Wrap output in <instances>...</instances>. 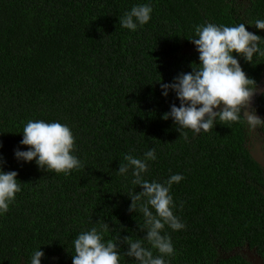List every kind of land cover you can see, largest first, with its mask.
Wrapping results in <instances>:
<instances>
[{"label":"trees","instance_id":"trees-1","mask_svg":"<svg viewBox=\"0 0 264 264\" xmlns=\"http://www.w3.org/2000/svg\"><path fill=\"white\" fill-rule=\"evenodd\" d=\"M138 4L151 5V20L136 31L122 27ZM257 19L264 20V0H0V156L21 186L0 214V264H30L40 247L42 264H72L75 238L93 227L117 244L120 264H137L124 237L160 255L144 239L139 205L147 197L130 211L129 196L142 188L131 169L118 173L126 155L143 158L152 148L157 158L145 180L183 176L170 194L186 227L162 230L175 249L167 264H251L231 255L246 246L264 264V169L246 147L264 141V122L254 132L243 117L217 118L210 130L184 129L185 136L163 119L179 100L160 87L200 67L190 41L196 26L243 23L264 38ZM238 59L256 81L250 87L261 90L264 55ZM254 104L264 119V89ZM30 120L68 125L81 167L57 173L17 161L14 150L28 147L20 141Z\"/></svg>","mask_w":264,"mask_h":264},{"label":"clouds","instance_id":"clouds-1","mask_svg":"<svg viewBox=\"0 0 264 264\" xmlns=\"http://www.w3.org/2000/svg\"><path fill=\"white\" fill-rule=\"evenodd\" d=\"M152 11L150 4H138L119 22L122 27L136 31L151 20ZM254 26L264 30V20L257 19ZM195 32L197 38L190 41L199 54L200 67L178 74L171 83H161V94L164 97L173 91L179 100V106L173 103L170 111L164 113L163 119L171 118L174 125L178 126L177 130L185 136L186 133L182 131L184 129H191L196 134L202 130H210L217 118L221 121L237 122L243 117L250 128L264 122L255 109L249 110L251 99L257 91V86L252 88L250 85H256V81L247 76L238 59V56H242L251 62L254 54L264 55V49L260 47L264 38L250 32L243 23L231 27L207 23L196 26ZM22 134L20 145L28 147L27 150L20 147L14 150L17 161H35L42 170L57 173H68L81 167V161L73 154L75 138L68 125L30 120L24 126ZM2 147L0 144V148ZM246 147L254 162L264 169L255 160L253 150L257 147L254 141L251 147L248 144ZM156 158L155 148L144 153L143 158L129 154L125 156L127 163L118 169L121 175H126L131 169L134 177L132 183L142 188L139 193L129 196L132 201L130 211L135 212L137 202L147 197V202L139 205L145 217L144 239L160 254L154 255L141 240L131 241L129 237H124L128 243L126 254L134 258L137 264H167L165 257L172 256L175 249L170 236L162 234V230L165 225L174 231L186 227L174 214L175 204L170 194L172 184L180 182L183 176L174 174L165 183L149 182L143 178V174L148 171V162ZM4 163L0 156V214L9 210L10 203L21 190L17 179L18 172L5 171ZM73 243L75 254L72 256V264H120L121 254L117 251V244L104 242L102 234L95 227L80 233ZM245 249L252 251L246 246L234 252L239 254V251ZM256 255L260 257L257 253ZM44 257L45 252L40 247L32 253L30 264H42Z\"/></svg>","mask_w":264,"mask_h":264},{"label":"rangeland","instance_id":"rangeland-1","mask_svg":"<svg viewBox=\"0 0 264 264\" xmlns=\"http://www.w3.org/2000/svg\"><path fill=\"white\" fill-rule=\"evenodd\" d=\"M263 74H264V73H263ZM261 81L264 82V76L261 78ZM261 86H262V85H261ZM263 89H264V85L261 87V90H257L256 93L254 94V96L252 97L251 102H250L249 110L254 109V105H255L254 103H255L256 97L260 94V92H261ZM257 115H258V114H257ZM253 130H254V132H256L255 128H253ZM253 141H254V143H255V146L257 147V149L254 148V150H253V154H254V155L256 156V158H257V159L263 164V167H264V141L261 140L260 138H254ZM258 149H259V151H260V153H261L262 156L260 155ZM238 253H239L240 255L244 256V257H245L247 260H249L251 263L253 262L254 264H259V263L257 262V259H256V256H257V255H255L254 252L245 249V250L239 251ZM253 263H252V264H253Z\"/></svg>","mask_w":264,"mask_h":264},{"label":"water","instance_id":"water-1","mask_svg":"<svg viewBox=\"0 0 264 264\" xmlns=\"http://www.w3.org/2000/svg\"><path fill=\"white\" fill-rule=\"evenodd\" d=\"M255 160L262 166L263 164L257 159V158H255ZM252 252H254V254L256 255V253H255V249H252ZM236 253L235 252H232V256L233 255H235ZM242 256V255H241ZM243 258H245L244 256H242ZM246 259V258H245ZM256 259H257V262L259 263V264H263V261H262V259L260 258V257H258V256H256ZM253 263V262H252ZM254 264V263H253Z\"/></svg>","mask_w":264,"mask_h":264}]
</instances>
